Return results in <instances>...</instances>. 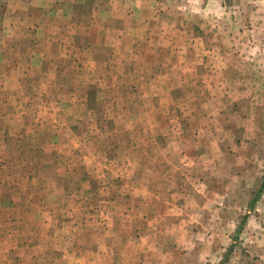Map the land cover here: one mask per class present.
I'll return each mask as SVG.
<instances>
[{"label": "rangeland", "instance_id": "obj_1", "mask_svg": "<svg viewBox=\"0 0 264 264\" xmlns=\"http://www.w3.org/2000/svg\"><path fill=\"white\" fill-rule=\"evenodd\" d=\"M264 0H0V264H264Z\"/></svg>", "mask_w": 264, "mask_h": 264}, {"label": "trees", "instance_id": "obj_2", "mask_svg": "<svg viewBox=\"0 0 264 264\" xmlns=\"http://www.w3.org/2000/svg\"><path fill=\"white\" fill-rule=\"evenodd\" d=\"M263 185H264V181H263Z\"/></svg>", "mask_w": 264, "mask_h": 264}]
</instances>
